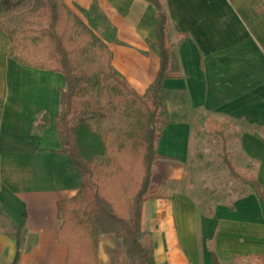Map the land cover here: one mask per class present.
<instances>
[{"label":"crops","instance_id":"0c3cea01","mask_svg":"<svg viewBox=\"0 0 264 264\" xmlns=\"http://www.w3.org/2000/svg\"><path fill=\"white\" fill-rule=\"evenodd\" d=\"M161 1L169 15L173 76L163 82L161 109L169 123L156 143L160 157L152 166L149 194L163 197L144 202L141 222L152 239L155 262L214 264L211 243L223 264L235 256L264 255V200L251 187L231 202H217L211 214L177 189L191 163L192 117L201 114L224 124L228 119L242 123L232 156L242 166L254 165L264 191V140L250 131L264 129V12L257 13L264 0ZM66 2L84 19L81 8L99 9L103 21L97 24L110 37L113 66L144 93L160 66L155 5L147 0ZM10 50L0 25V264L13 261V225L24 216L19 264H65L67 249L57 240V204L74 196L83 182L54 127L65 77L22 65ZM98 258L99 264H130L122 239L111 232L100 233Z\"/></svg>","mask_w":264,"mask_h":264},{"label":"trees","instance_id":"16d2710c","mask_svg":"<svg viewBox=\"0 0 264 264\" xmlns=\"http://www.w3.org/2000/svg\"><path fill=\"white\" fill-rule=\"evenodd\" d=\"M155 5L160 66L144 93L138 92L112 63L108 38L98 32L103 16L97 7L81 8L78 15L66 0H0V20L10 44V55L20 64L64 75L60 89L61 111L54 127L62 151L70 154L82 177V186L71 198L57 204L60 225L57 240L67 249L65 264H99L101 232L116 233L131 259L130 264H156L152 239L143 231L142 209L149 186L162 129L169 123L161 109L163 82L169 71L172 44L168 42L169 15L161 0ZM4 12L11 17H5ZM264 12V3L258 14ZM108 30L113 31L112 25ZM112 36V35H111ZM179 39L184 34H177ZM113 38V36H112ZM209 131L222 142L221 157L231 177L249 185L264 200V191L252 170H241L229 150L226 124L206 120ZM250 131L264 140V129ZM24 220L13 225L16 253L21 260ZM214 264H223L211 243ZM235 256L226 264H238ZM264 264V255L245 258Z\"/></svg>","mask_w":264,"mask_h":264},{"label":"rangeland","instance_id":"374dc122","mask_svg":"<svg viewBox=\"0 0 264 264\" xmlns=\"http://www.w3.org/2000/svg\"><path fill=\"white\" fill-rule=\"evenodd\" d=\"M3 15L11 17L8 12H4ZM0 25L3 27L2 20H0ZM98 32L102 33V30L98 29ZM192 120L194 130L191 163L187 165L183 181L177 189L194 198L203 213L211 214L210 210L217 202H231L234 197L246 193L250 186L237 182L231 177L221 157L222 142L220 138L209 131L206 123L207 117L194 114ZM226 121L230 139L229 150L233 159L232 143L238 139V126L242 129L243 125L242 123L238 125L237 122L232 124L230 119ZM233 161L241 170H254L253 164L242 166L240 161L234 159ZM203 260L204 257H202ZM237 263L248 264V261L240 259Z\"/></svg>","mask_w":264,"mask_h":264}]
</instances>
